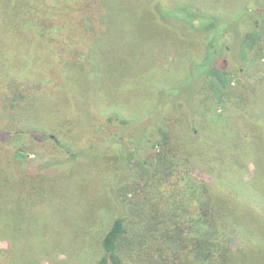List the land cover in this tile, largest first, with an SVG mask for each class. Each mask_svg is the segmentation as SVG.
<instances>
[{
    "label": "trees",
    "instance_id": "16d2710c",
    "mask_svg": "<svg viewBox=\"0 0 264 264\" xmlns=\"http://www.w3.org/2000/svg\"><path fill=\"white\" fill-rule=\"evenodd\" d=\"M125 1L137 9L128 5L124 32L134 34L142 14L154 28L171 27L188 38L189 51L198 52L188 63L198 83L197 127L188 120L183 131V116L164 111L134 142L129 127L150 111L140 118L93 109L79 116L90 122L71 127L42 117L39 106L64 87V63L78 68L97 55L107 60L89 47L90 36L104 43L98 35L106 7L102 0H0V241L7 242L0 264H264V158L249 147L256 134L264 136V0L243 2L231 21L212 7L216 0ZM250 19L255 24L240 32ZM157 49L159 63L172 58L170 43ZM82 77L81 95L94 94ZM107 123L118 130L94 143V128ZM27 140L48 145L47 157L30 158ZM91 161L94 182L110 190L115 212L101 201L83 204L80 212L74 205L77 196L64 175L74 169H60ZM66 204L73 207L62 211ZM44 213L56 223L52 231L40 226ZM95 215L104 221L93 228L99 238L90 239V250L76 246Z\"/></svg>",
    "mask_w": 264,
    "mask_h": 264
},
{
    "label": "rangeland",
    "instance_id": "374dc122",
    "mask_svg": "<svg viewBox=\"0 0 264 264\" xmlns=\"http://www.w3.org/2000/svg\"><path fill=\"white\" fill-rule=\"evenodd\" d=\"M102 1L106 7V16H104L105 24L103 31L102 33L100 32L101 34H99L98 37L104 43L90 36L89 47L93 46L97 54L106 53L107 60L103 62L100 60V56L97 55L90 63H78V68L75 67L73 61L64 63V66H68L66 70L61 71L64 87L61 91L48 99L46 106H44V104L39 106L40 113L44 114L42 117L65 121L70 124L71 127L73 125L90 122L89 120L80 119L79 116L93 109L102 108V111L111 110V108L119 109L128 115L132 114V117L138 116L140 118L150 111V115L141 121L135 122L132 127H129L127 136H130L134 142H139L144 138L145 133L149 132L153 122H155L158 116H161L164 111L168 112L170 115L178 113L183 116L184 122L180 121V124L183 126V131H186L185 128H188V120L194 123V127H197L195 113L199 109L197 106L199 97H196L194 90L198 86V83L192 79V74H190L188 69V63L191 62V60H196L199 54L198 52L193 53L189 51L192 45L190 41H188V38L174 31L171 27L165 26L164 28L159 25L157 28H154L155 21H150L148 16L142 14L138 15L139 18L134 16L135 33L129 35L123 31L122 25L124 24L121 23V20L125 19V12L129 3L125 0ZM164 1L170 3L174 2V0ZM246 1L248 0H216L212 7L221 13L222 19L224 18L227 20V18L230 19V17L238 14L239 10L242 8L243 2ZM129 9H137V7L129 5ZM252 19L248 20L245 26L240 27V32L244 33L250 28L249 26L255 24V20ZM150 22H152V24ZM223 23L226 24V22ZM24 33L25 31H22L23 35ZM189 34L192 33L189 32ZM240 34L238 33L236 36L238 37ZM229 41L233 43V49H238V41L236 38L230 37ZM107 43L110 45H107ZM161 43L162 45L170 43L173 52H171L172 58H170L169 61L159 63V60L157 61L156 59L155 52L158 50L157 48ZM188 44L189 46H187ZM75 68L82 71L87 81L95 87L94 94L90 93L88 96L81 95L80 87L82 84L80 82L84 80V77H82V73H76ZM87 70L96 73L95 76L91 78ZM191 70L194 72V69ZM68 78H71V81H68ZM254 95L255 94L251 95V97H254ZM118 128V125L109 123L96 126L94 128L95 134H93L92 137L94 140L93 142L101 144L107 139L110 133L114 135ZM226 129H228L227 126ZM192 130L196 133L194 129ZM250 140L249 147H251L252 152H254L253 156L257 159L260 157L264 158V136L260 137L256 134L255 137ZM48 147V145L39 147L35 142L29 140H27L23 146L25 150L27 149L30 158H34L37 152L47 157ZM260 147L263 148L261 151H258ZM145 148L147 150L149 146ZM198 148L200 149L201 147L198 146ZM129 151L134 152L132 146L129 147ZM135 151L138 153L136 149ZM72 165L73 164L61 167L60 171L68 172L70 168L74 169L72 172L73 174L69 172L64 175L70 180L71 193H75L77 196V199L74 200L77 211L80 212L82 206H85L83 204L91 205L101 201L100 206L103 204L102 206L106 207L105 211L109 212L114 210L115 212L116 207L113 203L110 190L107 192L103 189H99L94 182L95 172H90V169L96 167L97 164L91 161L86 165L81 163L76 168ZM251 169L252 167H250V170ZM194 172L204 179L209 178L206 173L204 174L200 170L196 169ZM110 185L111 182H109V186ZM71 200L73 201V199ZM71 207H73V205L66 204V208L63 207L62 211L70 209ZM54 209L61 211V208H59L57 204L54 205ZM98 210L99 208H97V211ZM97 211L96 214L99 213ZM56 217L58 216L53 213V218ZM84 217L85 214L84 211H82L79 214V220H81L83 224H86L87 219H84ZM58 218V223H60V226L64 227L66 222L61 219V216ZM102 218L103 216L100 217V215L96 218L95 215V217L90 220L92 223L90 226L88 225L89 227L86 231L79 232L77 240H80L81 243L79 242L78 244V241L75 242L76 246L83 244L90 250V239L94 238L93 240H96L99 238L100 234L96 237L94 229L97 230V227H100V225L104 223ZM40 220L43 221L40 226L45 229L49 228L50 231H52L56 225V223L48 219L47 213H44L40 217ZM95 222H100V224L95 226L93 225ZM6 245L7 242L0 241V247ZM88 263L89 261L86 262V264Z\"/></svg>",
    "mask_w": 264,
    "mask_h": 264
}]
</instances>
